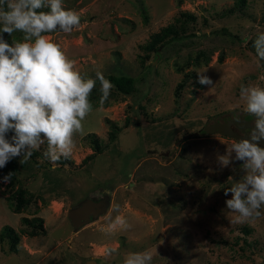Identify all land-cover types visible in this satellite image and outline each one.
Masks as SVG:
<instances>
[{"label":"rangeland","instance_id":"rangeland-1","mask_svg":"<svg viewBox=\"0 0 264 264\" xmlns=\"http://www.w3.org/2000/svg\"><path fill=\"white\" fill-rule=\"evenodd\" d=\"M235 3L63 0L80 25L43 35L83 77L131 76L134 90L113 86L101 103L97 79L70 157L54 165L44 155L46 141L29 159L16 157L14 178L0 183V229L9 225L21 235L17 252L8 250L7 239L0 243V264H124L129 254L145 251L151 264H264V205L260 217L239 223L225 204L232 197L224 191L246 174L231 152L238 140L202 131L210 116L246 109L241 85L264 88V60L254 47L264 32V0ZM169 24L177 33L148 48ZM3 37L11 45L23 33ZM198 73L213 85L199 84ZM111 124L120 129L109 142ZM89 132L102 152L83 161L93 152ZM231 154L232 163L222 166L217 157ZM17 188L32 194L20 213L10 197ZM101 191L109 195L107 209L75 231L68 210ZM22 216L42 217L44 231L31 234ZM117 216L127 227L110 231Z\"/></svg>","mask_w":264,"mask_h":264},{"label":"clouds","instance_id":"clouds-1","mask_svg":"<svg viewBox=\"0 0 264 264\" xmlns=\"http://www.w3.org/2000/svg\"><path fill=\"white\" fill-rule=\"evenodd\" d=\"M6 4V10L3 5ZM48 7L50 11H37ZM81 23L80 15L65 9L63 0H0V169L12 159L27 160L33 150L47 142L44 153L54 165L71 156L75 147L73 136L83 133L82 121L92 111L90 94L98 79L101 84V103L106 101L113 87L100 72L96 79L85 78L75 70V62L68 59L59 44L44 33H71ZM23 33L22 42L11 45L3 34ZM256 55L264 60V32L254 41ZM198 83L212 86L213 81L198 73ZM245 111L256 117L254 127L232 145L234 160L243 162V178L224 191L231 193L225 201L229 212L236 214L235 222H245L262 215L264 205V88L241 85ZM9 132H14L11 140ZM217 157L222 166L232 163L233 155ZM13 173L0 178L8 184ZM127 227L117 216L108 227ZM148 252L131 253L124 264H151Z\"/></svg>","mask_w":264,"mask_h":264},{"label":"trees","instance_id":"trees-1","mask_svg":"<svg viewBox=\"0 0 264 264\" xmlns=\"http://www.w3.org/2000/svg\"><path fill=\"white\" fill-rule=\"evenodd\" d=\"M245 0H235V4L234 5H242L244 3ZM37 11H50V8L45 7L42 9H39ZM229 11H232V9H230ZM189 17H193L192 14L188 15ZM176 30L174 29V27L172 25H167L165 27H163L158 33L154 34L150 40V42L148 43L147 47L148 48H153L155 43L159 42V41H163L166 37L169 36V34H176ZM107 80H109L111 82V84L115 87V89H117L119 92L124 93V94H129L131 92H133L134 90V79L131 76H127V75H120V76H115V75H108L107 76ZM110 131L108 133V139L110 140L109 142H112L116 139L117 133L119 131V127L115 124H111L110 125ZM12 135H14V132H12ZM88 138H89V142L92 145V150L93 152L89 155H87L83 161H89L92 160L93 157H95V155L97 153H101L102 152V148L100 146V140L98 138V136L94 133V132H89L88 133ZM66 159L64 157H61V159L58 161L59 163H61L62 161H65ZM17 160L16 158L12 159L9 163H7L6 167L3 169H0V178H2L3 176L7 175L8 173H13L12 178H14V174L17 170ZM11 178V180H12ZM106 192L101 191L100 193H98L95 196H88L89 198H92L93 200H97L99 198H102V196L105 194ZM26 194L29 196H32L31 193H27V191L24 188H17L12 194H11V198L14 199V204H12V210L16 213H20L23 211V206L27 203V201H29L26 198ZM20 221L25 224L26 226H29L31 228L30 233H34L36 231H44V221L43 218L40 216H32V217H27V216H22L20 218ZM247 231H249L250 229H246ZM20 232L16 231L13 227L9 226V225H4L2 226V228L0 229V243H2L5 239H7L8 241V250L10 252H17L18 249V243L20 240Z\"/></svg>","mask_w":264,"mask_h":264},{"label":"water","instance_id":"water-1","mask_svg":"<svg viewBox=\"0 0 264 264\" xmlns=\"http://www.w3.org/2000/svg\"><path fill=\"white\" fill-rule=\"evenodd\" d=\"M255 120L256 117L245 110L224 111L210 116L202 126V131L206 134L219 133L227 135L236 140L248 139L249 136L246 133L254 127ZM259 145L264 146V140H261ZM108 205V197L98 201L87 197L79 202L77 206L70 208L67 217L74 229L78 230L97 219L107 209ZM90 263H94V261L90 260Z\"/></svg>","mask_w":264,"mask_h":264},{"label":"flooded vegetation","instance_id":"flooded-vegetation-1","mask_svg":"<svg viewBox=\"0 0 264 264\" xmlns=\"http://www.w3.org/2000/svg\"><path fill=\"white\" fill-rule=\"evenodd\" d=\"M105 197H108V199H110L108 193H105V194L102 196V198H99V199H97L96 201H98V200H103ZM94 200H95V199H94Z\"/></svg>","mask_w":264,"mask_h":264},{"label":"crops","instance_id":"crops-1","mask_svg":"<svg viewBox=\"0 0 264 264\" xmlns=\"http://www.w3.org/2000/svg\"><path fill=\"white\" fill-rule=\"evenodd\" d=\"M82 228V227H81ZM79 230V229H78ZM78 230H75V231H78Z\"/></svg>","mask_w":264,"mask_h":264}]
</instances>
